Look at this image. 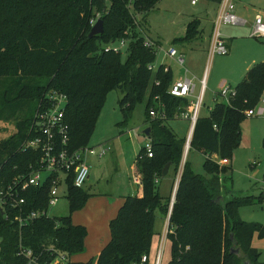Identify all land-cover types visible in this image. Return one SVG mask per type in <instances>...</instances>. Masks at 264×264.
<instances>
[{"label": "trees", "instance_id": "trees-1", "mask_svg": "<svg viewBox=\"0 0 264 264\" xmlns=\"http://www.w3.org/2000/svg\"><path fill=\"white\" fill-rule=\"evenodd\" d=\"M160 1L0 0V120L13 122L15 128L0 140V186L37 161V152L22 148L35 135V115L52 90L68 97L65 120L71 149L89 145L108 93L119 90L126 121L139 104H145L153 150L152 157L145 147L139 152L141 191L124 198L110 221V239L96 259H75L85 250L88 231L72 221V214L90 194L69 179L65 216L45 215L20 226L15 212L6 210L4 215L0 210V264H29L21 246L35 252L37 264L59 256H65V264H138L144 254L154 259L153 248L161 238L155 230L156 213L168 215L180 172L170 213L168 264H264L262 252L253 245L254 238L264 239V224L246 222L238 213L241 206L263 203L264 190L258 197L236 194L226 183L232 179L227 173L247 110L260 104L264 61L249 69L229 102L217 92L209 113L200 111L189 151L205 156V174L197 173L188 159L183 165L187 139L179 138L169 121L187 112L191 101L170 93L173 71L164 65L154 69L156 46H145L146 38L138 31L140 21ZM97 16L104 20V32L89 37ZM199 24L198 19L191 21L186 35L173 42L193 40ZM123 38L128 40L124 52L105 50ZM214 154L228 163L212 160ZM168 162L173 180L169 194L163 196L159 181ZM50 189V182L30 188L25 193L26 209H47Z\"/></svg>", "mask_w": 264, "mask_h": 264}, {"label": "rangeland", "instance_id": "rangeland-1", "mask_svg": "<svg viewBox=\"0 0 264 264\" xmlns=\"http://www.w3.org/2000/svg\"><path fill=\"white\" fill-rule=\"evenodd\" d=\"M238 1V0H234ZM246 6L258 10L261 8V0H243ZM198 4V5H197ZM193 5L190 0H161L151 9L145 20H141L143 28L160 40L161 46L156 47L157 57L154 63V69L161 64L171 65L175 77L183 75L185 70H191L188 75L192 76V69L203 72L205 67L207 79L217 81V87H206L203 95V105L201 114H208L210 108L215 104L214 93L220 92L223 87L235 88L245 76H237V71L242 67L246 58L252 57L253 53L264 52V38L253 37L256 43L250 41L240 48L236 49L234 56L229 58L228 54H214L202 59L204 52L201 47H196L197 53H192L189 48L183 54L182 48L187 45L171 44L174 35L177 32H183L184 25L190 20L193 21L196 16L202 15L200 10L205 1ZM203 4V5H202ZM211 4L216 7L215 2ZM207 13V12H205ZM140 18V17H139ZM98 20V16L96 17ZM97 20L95 22H97ZM190 21V22H191ZM95 24V23H94ZM229 25H223L221 30ZM140 28V27H139ZM184 34V33H183ZM181 34V35H183ZM202 45V42H201ZM176 47L179 55H184L185 63L181 66L176 58H171L166 54L169 47ZM190 51V52H189ZM187 54H190L187 56ZM197 56H196V55ZM199 54V55H198ZM197 88L193 100L196 101L200 95V83L196 82ZM122 93L119 90H111L106 98L101 113L97 119L94 133L89 142V147L97 146L101 143L110 142L113 151L105 158L98 160L91 156L89 164L91 165V178L86 189L90 196L85 205L76 209L72 214V221L82 224L87 228L88 234L85 242V250L76 256V260L86 261L98 256L103 244L110 238L109 222L113 216L117 215L118 209L122 203V196L127 194H138L141 187L132 176L130 165L134 163L142 145L148 146L151 141L143 134L147 128L145 104H139L132 115L127 119L120 108L119 99ZM258 111V110H257ZM126 121V122H125ZM179 138L188 139L192 132L191 121L183 118H175L169 121ZM13 122L0 120V140L8 137L14 132ZM264 136V113L254 116H247L241 125V140L238 147L234 150L232 160V169H229V175L232 179H227L226 183L236 191L237 194L258 197L264 189V148L262 140ZM188 160L192 162L194 170L197 173L205 174L203 162L204 156L198 151H188ZM215 157L218 155L215 154ZM221 162L222 158L218 157ZM102 162L101 164H99ZM173 180V171L163 177L159 182L160 192L163 196L169 194ZM133 192V193H132ZM69 213V202L65 194H61L59 202L50 207L49 217L65 216ZM239 216L246 222H259L264 224V202L241 206L238 210ZM164 218L160 211L156 213V228L164 230ZM163 229V230H162ZM163 235V234H162ZM158 244L153 248V255L156 254ZM253 245L261 252V261H264V239L254 238ZM171 258V242L167 238L165 241L162 264H168Z\"/></svg>", "mask_w": 264, "mask_h": 264}, {"label": "built area", "instance_id": "built-area-1", "mask_svg": "<svg viewBox=\"0 0 264 264\" xmlns=\"http://www.w3.org/2000/svg\"><path fill=\"white\" fill-rule=\"evenodd\" d=\"M193 5L199 0H190ZM93 24L95 20H92ZM247 20L239 16L236 12L234 0H221L218 3V11L213 21V27L210 36V55L223 54L229 52L227 41L222 33L223 25H244ZM251 35L256 38H264V16L258 13L254 17ZM144 45L147 47L156 46L155 42L149 38L145 39ZM128 46L126 38L120 39L117 42L111 43L105 47L106 51H114L117 53L124 52ZM167 55L171 58H176L177 62L183 66L184 57L179 55L176 47L171 46L167 49ZM153 68V67H150ZM168 68L166 67V70ZM200 95L196 101H191L190 108L187 112L182 113L179 117L188 118L193 126L195 125L199 113L203 105V95L206 89V75L200 80ZM196 83L194 79L183 77L179 80H174L169 91L172 95L178 97L192 98L196 91ZM236 91L234 88L223 87L220 91L221 98L229 102V98L234 96ZM68 103L66 94L52 90L46 94V102L38 109L35 115V135L26 139L23 145V150H34L38 153V158L35 163L30 164L26 171H23L14 177L5 185L0 186V209L3 214L6 210L10 213L15 212L20 222V226L27 225L30 221L47 216L50 207L59 202L61 194H65L68 189V180L70 179L75 188H84L90 175V165L87 162L88 155H96L104 157L111 150L109 144H100L97 146H83L78 149H71L69 142V126L65 120V109ZM260 104L254 109L247 110V116L264 113V91L261 96ZM258 110V111H257ZM151 115H155L154 110H151ZM216 127V126H215ZM192 133L187 139L184 157L182 164L186 161V156L190 148V140ZM147 155L153 156L151 143L145 146ZM214 161L227 164L228 159H222L221 162L215 154L210 156ZM1 170V168H0ZM181 173V172H180ZM180 173L177 177V183L173 190L169 213L167 215L164 233L160 240V246L157 250L154 260L150 259L148 254H144L138 264H162L165 241L170 231V213L175 201V195L180 178ZM51 184V189L48 198L47 209L32 210L26 209L25 193L32 187L42 186L44 183ZM17 210V211H16ZM10 213L7 217H10ZM15 219V218H14ZM21 250L29 258V264H37L38 257H35V252L30 248L21 246ZM65 256H59L52 262L47 264H65Z\"/></svg>", "mask_w": 264, "mask_h": 264}, {"label": "crops", "instance_id": "crops-1", "mask_svg": "<svg viewBox=\"0 0 264 264\" xmlns=\"http://www.w3.org/2000/svg\"><path fill=\"white\" fill-rule=\"evenodd\" d=\"M202 1H205V4L203 5V8L200 10V13H202V15H198L196 16L195 14H192V17H195V19H198L200 21V24H199V33L197 34V36L191 40L190 42H182V41H179L177 42L176 44H184V45H187L186 47L182 48V53L185 54L188 49L190 48L191 49V52L192 53H197L198 50L196 51V47H201L202 49H204L202 52L203 54V57L202 59H205L208 57H210V36H211V31H212V27H213V21L216 17V14H217V11H218V3H216L215 1L213 0H202ZM243 0H238V1H235V6H236V12L239 16H241L242 18L246 19L247 20V23L244 24V25H229L228 27H226L224 30H223V36L225 37L226 41H227V45H228V49L231 50V55L229 56V58H232L234 56V52L236 51V49L240 48L241 46H243L245 43L247 42H251V43H256L254 40H253V36L251 35L252 33V25H253V21H254V17L256 14L258 13H261L263 14L264 16V0H261V8L258 9V10H254L253 8L249 7V6H246L244 4V2H242ZM211 2H215L217 4L216 7H214ZM198 5V4H197ZM207 12V13H205ZM191 21V20H190ZM187 22L186 25H184V28H183V32H181V34H178L180 32H177L176 34L174 35H178V36H175L173 38V41L177 38H181V37H184L186 35V31H187V27H188V24L190 23ZM140 28L138 27V31L145 37V38H149L151 39L152 41L155 42L156 44V47H160L161 46V42L160 40H157L155 38H153L154 36H152V34L150 33V31L148 32L147 31V27L143 28L142 24L139 25ZM172 41L171 44L175 45L176 44ZM201 42H202V45H201ZM194 51V52H193ZM190 52V51H189ZM166 54H167V51H166ZM181 55L184 57V55ZM190 54H187V56H189ZM196 55V54H195ZM199 55V54H198ZM197 56V55H196ZM264 61V52L260 55L259 53H253L252 57L250 58H246V60L244 61V64L243 66L238 69L237 71V76L239 77H243L245 76L244 74H247V72L249 71V69L256 63H259V62H263ZM184 63H185V58H184ZM161 65H164L166 66L167 68H171V70L173 71L174 73V70L172 68L171 65H166V64H161ZM206 69L207 67H205V69L203 70V72H201L200 70H197V69H192V76L188 75L190 73L191 70H188L186 69L184 74L183 75H178L175 77V73H174V80H179L183 77H189V78H192L194 79V82H199L200 83V80L206 75ZM217 81L215 80H212L211 79H207L206 77V87L209 85L210 87L212 88H216L217 87ZM197 86V84H196ZM208 88V87H207ZM217 92L215 91L214 93V100H215V96H216ZM194 97L192 98H189L190 101H194L193 100ZM261 105V104H259ZM177 118H182V117H177ZM183 119H188V118H183ZM190 120V119H188ZM146 121V120H145ZM171 121V120H170ZM191 121V120H190ZM147 123V122H146ZM192 125V128L194 129V126L193 124L191 123ZM147 127H149V124L147 123ZM193 129H192V132H193ZM191 132V133H192ZM144 134V132H143ZM145 136H147L146 134H144ZM148 139L150 140L149 136H147ZM101 144H109L111 146V150L108 152L107 155H109L110 153H112L113 151V146L110 142H105V143H101ZM100 145V144H99ZM145 147V145L143 146L142 145V148ZM141 148V149H142ZM140 149V151H141ZM139 151V152H140ZM139 152H138V155H139ZM190 152V151H189ZM107 155H105L104 157H98L96 155H91V156H94V157H97L98 160H101L103 158H105ZM138 155H137V158L136 160L134 161L133 164L130 165V170L131 172L133 171V174L129 176V179L131 181L132 179V176L133 178L135 179V181L139 184V186L141 185V181H142V175H141V170H140V166L138 165ZM90 157V155H88ZM89 157H87V162L89 163ZM188 158V155L186 156V159ZM205 158V156H204ZM102 162H100L99 164H101ZM90 165V164H89ZM230 165L232 166V160H231V163ZM91 167V165H90ZM171 172V166H170V170H169V174ZM90 178H91V171H90V175H89V179L86 183V185L84 186L85 189L88 188V183L90 181ZM160 182V181H159ZM179 182V180H178ZM176 183H177V180H176ZM175 183V185H176ZM160 185V184H159ZM178 186V185H177ZM171 188V187H170ZM175 188V187H174ZM68 190V189H67ZM67 190H66V193L65 195L67 196ZM264 190V189H263ZM170 192V190H169ZM236 192H239V191H236L234 189L233 193H236ZM133 193V192H132ZM140 193V192H139ZM138 193V194H139ZM237 194V193H236ZM128 195H137V194H127V195H124L122 196V203L121 205L123 204L124 202V198ZM173 196V194H172ZM172 199V198H171ZM120 205V206H121ZM120 208V207H119ZM119 210V209H118ZM118 213V212H117ZM115 216H113L110 221L114 218ZM164 224L166 225V220H167V216L164 217ZM75 223V222H74ZM75 224H78V223H75ZM110 224V222H109ZM165 225H164V230H165ZM155 230L160 232L161 233V236L162 237V234L164 233V230L163 231H159L161 229H157L156 228V224H155ZM168 238V236H167ZM166 238V239H167ZM87 239V238H86ZM110 239V238H109ZM161 240V238H160ZM109 241V240H108ZM107 241V242H108ZM106 242V243H107ZM105 244L102 245V247L104 246ZM160 246V242L158 244V248ZM101 247V249H102ZM157 248V250H158ZM100 249V251H101ZM99 251V253H100ZM157 253V251H156ZM99 255V254H98ZM156 254L155 255H152L151 257H154L155 258ZM154 260V259H153Z\"/></svg>", "mask_w": 264, "mask_h": 264}, {"label": "water", "instance_id": "water-1", "mask_svg": "<svg viewBox=\"0 0 264 264\" xmlns=\"http://www.w3.org/2000/svg\"><path fill=\"white\" fill-rule=\"evenodd\" d=\"M103 32H104V20L103 19H98L97 22L92 26V28L90 30V33H89V37H93V36L101 34ZM150 131H151V128L147 127L143 132L147 136H150ZM170 166H171V162H168L164 166L163 173H162L163 177H165L166 175L169 174ZM216 200H218V199H216ZM0 210H1V212H3L2 209H0ZM231 237L233 239V233H231ZM232 251L234 253H239V249H236L234 247L232 248ZM247 264H249V263H247Z\"/></svg>", "mask_w": 264, "mask_h": 264}]
</instances>
